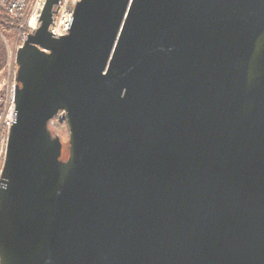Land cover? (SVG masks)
I'll return each mask as SVG.
<instances>
[{
    "label": "water",
    "instance_id": "obj_1",
    "mask_svg": "<svg viewBox=\"0 0 264 264\" xmlns=\"http://www.w3.org/2000/svg\"><path fill=\"white\" fill-rule=\"evenodd\" d=\"M59 1L16 53L0 264H264V0H78L57 35Z\"/></svg>",
    "mask_w": 264,
    "mask_h": 264
},
{
    "label": "built area",
    "instance_id": "obj_2",
    "mask_svg": "<svg viewBox=\"0 0 264 264\" xmlns=\"http://www.w3.org/2000/svg\"><path fill=\"white\" fill-rule=\"evenodd\" d=\"M46 1L0 0V11L16 22L17 27L22 31V43L30 32L39 28ZM77 2L78 0L59 1L52 27L55 34L64 35L68 32ZM14 60L16 64V58ZM13 74L15 77V71ZM16 117L15 79L8 82L3 75H0V186L2 184L8 138L10 130L16 122Z\"/></svg>",
    "mask_w": 264,
    "mask_h": 264
},
{
    "label": "rangeland",
    "instance_id": "obj_3",
    "mask_svg": "<svg viewBox=\"0 0 264 264\" xmlns=\"http://www.w3.org/2000/svg\"><path fill=\"white\" fill-rule=\"evenodd\" d=\"M0 15H5V13L0 11ZM7 18H0V75L11 82L14 79L13 72L17 68L14 59L18 47L22 44V31L15 26V22H12L9 17ZM54 128L60 132H63L62 129H64L58 126H54Z\"/></svg>",
    "mask_w": 264,
    "mask_h": 264
},
{
    "label": "trees",
    "instance_id": "obj_4",
    "mask_svg": "<svg viewBox=\"0 0 264 264\" xmlns=\"http://www.w3.org/2000/svg\"><path fill=\"white\" fill-rule=\"evenodd\" d=\"M8 16L5 14V15H0V18H7ZM7 20H9L8 18H7ZM12 22H14L13 20H11ZM15 26H17V24H16V22H15ZM52 124H53V126H58V127H61V129L62 128H64V129H62V131L63 132H60L63 136H64V134H67V122L66 121H63V122H61L60 120H59V117L58 116H55L53 119H52ZM66 136V135H65Z\"/></svg>",
    "mask_w": 264,
    "mask_h": 264
}]
</instances>
